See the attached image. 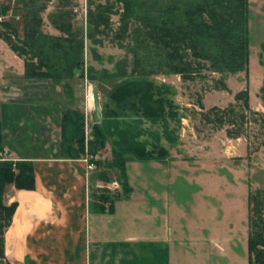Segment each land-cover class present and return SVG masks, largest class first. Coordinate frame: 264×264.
<instances>
[{
	"label": "rangeland",
	"instance_id": "374dc122",
	"mask_svg": "<svg viewBox=\"0 0 264 264\" xmlns=\"http://www.w3.org/2000/svg\"><path fill=\"white\" fill-rule=\"evenodd\" d=\"M24 1L0 0V8L6 9L0 22L10 23L20 40L24 19L18 8ZM42 1L47 10L40 15L41 32L60 36L49 18L58 7V0ZM87 1L71 0L77 27H82L84 33ZM91 1L103 4L113 0ZM115 6V10L120 11V5ZM263 8L264 0H248L247 74L226 76L222 79L223 87L217 84L219 75L207 72L192 81H182L174 75L159 76L179 97L184 124L170 164H131L126 172L128 159L123 158V169L117 170L109 166L112 160L109 155L103 154L106 158L103 161L98 158L99 152L94 156L87 152L83 156L92 175L89 179L92 203L108 209L110 204L119 201L115 212L104 216L110 223L109 231H117L119 236H136L140 241H157L155 259L149 264H251L248 252L250 196L258 195L264 219V105L260 98L264 81ZM110 24L114 33L119 26L117 15L111 16ZM112 37L111 34L106 38L95 37L101 40L100 45H91L98 60L92 59L90 45L86 42L87 66L113 74L121 62L130 65L131 54L127 47L133 41L118 43ZM10 40L14 44L17 41ZM7 56L10 57L5 59L0 51V63L11 59L14 73L9 82L0 85V101L10 103L23 99L29 91L17 76L23 66L22 58ZM105 80L73 83L75 102L72 109L67 110L87 112L83 125L86 142L91 138V128L99 124L88 97L93 86L102 93ZM245 89L248 92L246 110L242 109V102L235 101V95ZM64 104L65 108L70 106L65 101ZM212 108L230 110L231 118L225 116L223 122L218 121ZM237 131L239 134L235 135ZM4 257L0 264H12L5 253ZM140 258L141 263L146 264L148 255L142 253Z\"/></svg>",
	"mask_w": 264,
	"mask_h": 264
},
{
	"label": "crops",
	"instance_id": "0c3cea01",
	"mask_svg": "<svg viewBox=\"0 0 264 264\" xmlns=\"http://www.w3.org/2000/svg\"><path fill=\"white\" fill-rule=\"evenodd\" d=\"M0 51L5 59L10 57L7 54L15 55L2 40ZM12 63L9 58L0 63V85L12 79ZM18 71V80L29 93L10 103L0 101L1 157L30 164L34 186L32 190L13 185L5 189V203H16L4 235L6 257L12 264H142L140 256L146 253L149 264L155 259L157 241L111 233L104 216L115 212L119 201L103 210L92 203V175L85 157L61 155V115L75 102L73 83H87L86 77L68 82L69 98L61 85L27 79L23 66ZM105 81L104 91L98 93L99 126L106 138L99 160L106 159L103 154H118L129 160L126 172L131 164H170L184 125L177 94L161 77ZM80 112L86 117L87 112Z\"/></svg>",
	"mask_w": 264,
	"mask_h": 264
},
{
	"label": "trees",
	"instance_id": "16d2710c",
	"mask_svg": "<svg viewBox=\"0 0 264 264\" xmlns=\"http://www.w3.org/2000/svg\"><path fill=\"white\" fill-rule=\"evenodd\" d=\"M57 3L58 7L49 18L60 36L41 32L40 15L47 10V5L42 0H25L18 8L24 19L23 39L16 37L13 26L4 20L0 22V39L22 58L25 78L47 79L61 85L69 98L72 92L68 82L74 77H86L87 81L94 82L98 79L174 75L182 81H192L207 72L219 75L217 84L223 87L222 79L226 76L247 74L248 0H113L103 4L88 0L85 33L82 27H77L71 0H58ZM116 3L120 5L118 12L115 10ZM5 11V8H0V16ZM113 15L118 16L119 25L114 33L110 29ZM110 34L118 43L133 41L127 47L131 54V63L127 64L129 68L121 62L113 74L105 70L96 71L85 62L86 42L90 45L92 59L98 60L91 45L101 44L96 36L106 38ZM11 38L17 43H12ZM260 98L264 105V81ZM235 101L242 102V109H248L247 90L237 93ZM211 111L222 122L225 116L232 114L230 110L221 111L218 108ZM83 125L84 115L81 112L66 110L62 113L60 152L63 157L79 159L87 152L94 156L104 149L106 138L99 124L91 128V138L87 142ZM238 134L239 131L235 133ZM2 153L0 124V261L5 260L4 234L16 210V203H5V189L13 185L18 190H32L34 186L31 165L2 159ZM123 163L125 160L113 153L109 166L122 170ZM248 207L249 261L251 264H264L263 206L257 194L249 197ZM100 208L105 209L103 206Z\"/></svg>",
	"mask_w": 264,
	"mask_h": 264
},
{
	"label": "water",
	"instance_id": "95a60500",
	"mask_svg": "<svg viewBox=\"0 0 264 264\" xmlns=\"http://www.w3.org/2000/svg\"><path fill=\"white\" fill-rule=\"evenodd\" d=\"M91 97H92V106H93L95 120L96 123H99L101 118L100 102H99V94L95 86L91 88Z\"/></svg>",
	"mask_w": 264,
	"mask_h": 264
},
{
	"label": "bare ground",
	"instance_id": "6f19581e",
	"mask_svg": "<svg viewBox=\"0 0 264 264\" xmlns=\"http://www.w3.org/2000/svg\"><path fill=\"white\" fill-rule=\"evenodd\" d=\"M88 103H89V105H91V103H92V97H90V95L88 97Z\"/></svg>",
	"mask_w": 264,
	"mask_h": 264
}]
</instances>
